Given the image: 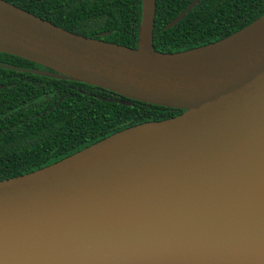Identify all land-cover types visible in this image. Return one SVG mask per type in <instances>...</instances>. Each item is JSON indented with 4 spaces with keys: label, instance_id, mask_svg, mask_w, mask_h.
Listing matches in <instances>:
<instances>
[{
    "label": "water",
    "instance_id": "1",
    "mask_svg": "<svg viewBox=\"0 0 264 264\" xmlns=\"http://www.w3.org/2000/svg\"><path fill=\"white\" fill-rule=\"evenodd\" d=\"M153 17L140 0L128 47L0 0V52L42 67L18 70L181 110L0 179V264H264V208L224 201L264 163V13L175 52L153 48Z\"/></svg>",
    "mask_w": 264,
    "mask_h": 264
},
{
    "label": "trees",
    "instance_id": "2",
    "mask_svg": "<svg viewBox=\"0 0 264 264\" xmlns=\"http://www.w3.org/2000/svg\"><path fill=\"white\" fill-rule=\"evenodd\" d=\"M4 1L73 33L136 46L140 0ZM189 1L154 0L155 50L214 42L264 13V0H198L164 28ZM32 68L42 67L0 52V179L59 160L122 128L181 112L68 78L18 70Z\"/></svg>",
    "mask_w": 264,
    "mask_h": 264
},
{
    "label": "bare ground",
    "instance_id": "3",
    "mask_svg": "<svg viewBox=\"0 0 264 264\" xmlns=\"http://www.w3.org/2000/svg\"><path fill=\"white\" fill-rule=\"evenodd\" d=\"M224 201L238 208H264V163L257 159L226 188ZM240 208V209H241Z\"/></svg>",
    "mask_w": 264,
    "mask_h": 264
}]
</instances>
